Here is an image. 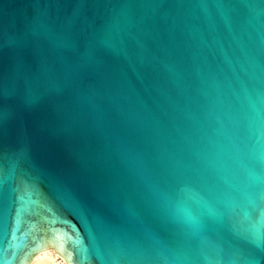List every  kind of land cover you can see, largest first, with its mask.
I'll return each mask as SVG.
<instances>
[{"label":"water","instance_id":"1","mask_svg":"<svg viewBox=\"0 0 264 264\" xmlns=\"http://www.w3.org/2000/svg\"><path fill=\"white\" fill-rule=\"evenodd\" d=\"M264 264V0H0V264Z\"/></svg>","mask_w":264,"mask_h":264},{"label":"bare ground","instance_id":"2","mask_svg":"<svg viewBox=\"0 0 264 264\" xmlns=\"http://www.w3.org/2000/svg\"><path fill=\"white\" fill-rule=\"evenodd\" d=\"M52 255L58 256L56 253H54V251L52 249L43 250V251L38 252L37 254H35L28 264H51V262L48 261V260H49L50 257H52Z\"/></svg>","mask_w":264,"mask_h":264},{"label":"rangeland","instance_id":"3","mask_svg":"<svg viewBox=\"0 0 264 264\" xmlns=\"http://www.w3.org/2000/svg\"><path fill=\"white\" fill-rule=\"evenodd\" d=\"M48 261H50L51 264H64L62 260L56 255H52V257H50Z\"/></svg>","mask_w":264,"mask_h":264}]
</instances>
